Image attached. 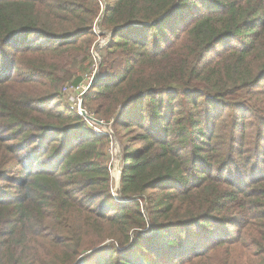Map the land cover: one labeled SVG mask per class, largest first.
<instances>
[{"label":"trees","instance_id":"16d2710c","mask_svg":"<svg viewBox=\"0 0 264 264\" xmlns=\"http://www.w3.org/2000/svg\"><path fill=\"white\" fill-rule=\"evenodd\" d=\"M104 2L0 0V264H264V0ZM98 22L124 203L55 78Z\"/></svg>","mask_w":264,"mask_h":264},{"label":"rangeland","instance_id":"374dc122","mask_svg":"<svg viewBox=\"0 0 264 264\" xmlns=\"http://www.w3.org/2000/svg\"><path fill=\"white\" fill-rule=\"evenodd\" d=\"M101 1H102V8H104L105 10V2L104 0H101ZM99 22L97 25V29L96 28L94 29L95 36L91 37V41L89 44L90 45V56L88 58L85 57L86 54L83 51V48L80 47L79 49L75 51H67L62 56L55 57L53 59V61L56 62L58 66L55 71L57 75V77L55 78L57 80H63L62 86L60 87L62 90V93L64 94V97L62 100L63 104H67V105L70 104L71 106L72 100L75 101L74 98H77L78 94H79V99L83 98L84 100V96L86 92H88L91 89L92 85L95 84L97 80L99 79L98 76L100 74L99 69H100V64L102 62V57L103 55L104 56L106 55L105 52H106L107 45L109 44L112 38L111 31L103 33V31L100 29ZM24 40L25 38L23 39V41ZM78 40L79 38L75 39V41H78ZM28 42L31 43V45H34L36 43L40 45L43 41L41 42V39L36 35H30ZM20 46H21V41L18 43V46L16 48L20 49L19 48ZM216 49L221 50L220 47H217ZM11 52L12 51L10 50L9 51L10 56H12ZM212 52H215V50H213ZM218 52L219 51H217L216 53L209 54L208 60L212 57L214 58ZM48 59H52L51 56H49ZM78 76H82L83 86L84 87L88 86V89L85 90L83 95H81V93H79L78 91H77L78 94H76V92H74V88L72 87L75 85L73 84V81ZM55 104H57V101H54L52 103V105H55ZM95 118L101 119L97 117L96 115H95ZM101 120H105V119H101ZM105 122L108 123L110 125V128L112 129L111 130L110 128H108L106 130H109L110 132H112V135H113V138L110 135H105L109 139L107 143V153L109 155L108 169L112 177L111 194L113 195L114 199L118 203H124V202H127V200L123 199L120 194L122 168L124 164L123 149L121 146V141L119 139L120 136L118 133H116V130H115L116 128L114 127V125H112L114 122L113 118L110 119V121L105 120ZM89 127L93 130V128L90 125ZM100 135H103V134H100ZM111 141H112V144H111ZM140 202L142 203L143 206H145L146 201L140 200Z\"/></svg>","mask_w":264,"mask_h":264},{"label":"built area","instance_id":"2783aa9c","mask_svg":"<svg viewBox=\"0 0 264 264\" xmlns=\"http://www.w3.org/2000/svg\"><path fill=\"white\" fill-rule=\"evenodd\" d=\"M72 87L74 88V92H76V94H78L77 93L78 91L79 93H81V95H83L85 90L88 89V86L86 87L83 86V82H81V84L79 85H74ZM74 99L75 101L72 100L71 108L76 110L78 114L82 116L88 122V124L93 128L94 132L97 134L110 135L113 138L112 132H110L109 130H106L110 128V125L106 123L105 120L95 118L94 113L91 112L87 108V106L84 104L83 98L79 99V94H78V97ZM111 144H112V141H111Z\"/></svg>","mask_w":264,"mask_h":264}]
</instances>
